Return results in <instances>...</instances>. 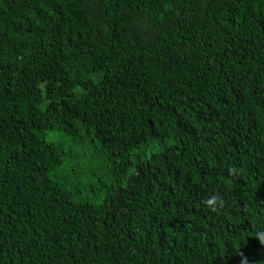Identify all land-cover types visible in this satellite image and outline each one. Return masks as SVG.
<instances>
[{"label": "trees", "instance_id": "obj_1", "mask_svg": "<svg viewBox=\"0 0 264 264\" xmlns=\"http://www.w3.org/2000/svg\"><path fill=\"white\" fill-rule=\"evenodd\" d=\"M0 264H264V0H0Z\"/></svg>", "mask_w": 264, "mask_h": 264}]
</instances>
